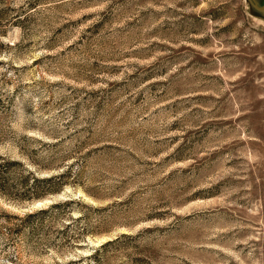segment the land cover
<instances>
[{
  "label": "rangeland",
  "instance_id": "obj_1",
  "mask_svg": "<svg viewBox=\"0 0 264 264\" xmlns=\"http://www.w3.org/2000/svg\"><path fill=\"white\" fill-rule=\"evenodd\" d=\"M0 159V264H264V0H0Z\"/></svg>",
  "mask_w": 264,
  "mask_h": 264
},
{
  "label": "trees",
  "instance_id": "obj_2",
  "mask_svg": "<svg viewBox=\"0 0 264 264\" xmlns=\"http://www.w3.org/2000/svg\"><path fill=\"white\" fill-rule=\"evenodd\" d=\"M6 163H9V162L0 159V167L2 165H5ZM67 173H68L67 171H62L58 175H51V176H48L42 179H36L32 177L35 183H34V186L31 188L32 189L31 190L32 192L30 193L32 194L31 196L40 197L47 192L57 191L60 188V184L63 182L62 177H64ZM28 175H31V173L28 172ZM37 183H42V184L40 186H37ZM66 203L68 202L64 201V202L52 203L45 208H40V209L31 211V212L25 213L23 217H21V221L23 223H29L31 230L34 231L35 233H41V231H43L44 229L43 228L44 221L48 213H51V211L54 208H58L62 205H65ZM78 235L79 233L73 234L72 238L76 239L78 238Z\"/></svg>",
  "mask_w": 264,
  "mask_h": 264
}]
</instances>
